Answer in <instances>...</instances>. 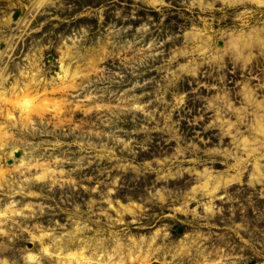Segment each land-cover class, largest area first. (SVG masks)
Returning <instances> with one entry per match:
<instances>
[{"label": "rangeland", "instance_id": "1", "mask_svg": "<svg viewBox=\"0 0 264 264\" xmlns=\"http://www.w3.org/2000/svg\"><path fill=\"white\" fill-rule=\"evenodd\" d=\"M0 91V261L264 264V5L0 0Z\"/></svg>", "mask_w": 264, "mask_h": 264}, {"label": "bare ground", "instance_id": "2", "mask_svg": "<svg viewBox=\"0 0 264 264\" xmlns=\"http://www.w3.org/2000/svg\"><path fill=\"white\" fill-rule=\"evenodd\" d=\"M233 42V41H232ZM231 42V43H232ZM65 71V70H64ZM2 91H0V95H2ZM1 99V98H0ZM22 100H24L22 103L24 104V106H26V111H28L29 109L28 108H31V106H28V100H27V98H22ZM245 145H247V143H248V141L246 140V139H243V141H242ZM242 144V143H241ZM243 144V145H244ZM249 145V144H248ZM250 146H252V145H250ZM243 147H245V146H243ZM247 147V146H246ZM13 152V151H12ZM13 155V154H12ZM257 172H259L258 171V168H257V170H256ZM237 176L235 175H233L232 176V178L231 179H227L226 180V183H228L229 181H231V180H233L234 178H236ZM230 178V177H229ZM207 179V178H206ZM207 181H204V183H203V185L201 186V187H206V185H207ZM218 184H215L213 187H212V190L213 189H215L216 188V186H217ZM66 256L68 257V258H74V259H77L76 257H78L77 255H72V253H69V254H66ZM137 257V256H136ZM149 257V256H148ZM79 258V257H78ZM91 258V257H90ZM143 258H145V257H143ZM120 259V258H119ZM144 260V259H143ZM106 261V260H105ZM149 261V260H148ZM87 262V261H86ZM89 263V262H88ZM147 263V262H146ZM103 264V263H102ZM105 264H119V261L118 260H116V262H108V261H106V263ZM204 264H211V263H204Z\"/></svg>", "mask_w": 264, "mask_h": 264}, {"label": "clouds", "instance_id": "3", "mask_svg": "<svg viewBox=\"0 0 264 264\" xmlns=\"http://www.w3.org/2000/svg\"><path fill=\"white\" fill-rule=\"evenodd\" d=\"M253 3H257L259 5H264V0H252ZM37 179H42V177H37ZM179 211V209H177ZM20 214V213H17ZM0 215H4V213H0ZM45 235H50V233H45ZM45 254H47V249L43 250ZM28 261H37L39 260V256L35 253H29L27 257ZM0 264H6V261H0Z\"/></svg>", "mask_w": 264, "mask_h": 264}]
</instances>
